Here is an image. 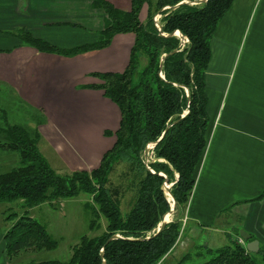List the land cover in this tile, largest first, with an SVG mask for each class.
<instances>
[{
	"label": "trees",
	"instance_id": "16d2710c",
	"mask_svg": "<svg viewBox=\"0 0 264 264\" xmlns=\"http://www.w3.org/2000/svg\"><path fill=\"white\" fill-rule=\"evenodd\" d=\"M180 1L91 0L94 8L104 12L103 28L97 41L71 48L58 47L24 27L9 32L22 44L67 57L105 48L117 34L131 33L134 37L127 66L120 72H93L91 75L101 83L87 85L102 89L120 112L118 127L104 130V135L114 136V143L97 167L60 174L38 148L42 137L38 129L10 123L0 126V147L17 151L20 158L17 166L0 173V203L22 200L25 208L4 233L9 259L25 249L49 250L57 246L29 208L81 193L91 196L93 203L87 204L91 210L89 228L97 233L82 235L67 260L27 264H102V248L106 264H161L173 250L183 228L180 215L188 205L206 146L205 72L211 56L210 41L233 2L207 0L173 8ZM157 14V22L167 35L156 26ZM175 30L182 32L188 42L179 46L180 37L169 35ZM175 48L178 50L167 55L160 67L163 55ZM153 142L152 157L146 164L143 152ZM165 180L173 182L171 193L179 215L154 235L171 206L163 189ZM127 194L130 202L123 214L122 200ZM113 234L121 237L106 243ZM198 248L212 254L202 264H258L254 254L264 264V249L251 253L239 242L215 249Z\"/></svg>",
	"mask_w": 264,
	"mask_h": 264
},
{
	"label": "crops",
	"instance_id": "0c3cea01",
	"mask_svg": "<svg viewBox=\"0 0 264 264\" xmlns=\"http://www.w3.org/2000/svg\"><path fill=\"white\" fill-rule=\"evenodd\" d=\"M103 25L104 12L91 0H0V83L45 112L42 139L72 170L97 167L114 143L104 130L118 127L119 109L102 89L87 85L101 83L93 72L127 66L134 37L117 34L105 48L67 57L22 44L9 32L24 27L71 48L97 41ZM210 51L206 146L183 213L185 228L165 259L178 249L185 255L240 238L245 247L258 240L264 249V0H233ZM186 228L191 238L183 241ZM2 244L0 253L4 235Z\"/></svg>",
	"mask_w": 264,
	"mask_h": 264
},
{
	"label": "rangeland",
	"instance_id": "374dc122",
	"mask_svg": "<svg viewBox=\"0 0 264 264\" xmlns=\"http://www.w3.org/2000/svg\"><path fill=\"white\" fill-rule=\"evenodd\" d=\"M143 16L144 12H142L141 19H144ZM155 18L159 19L160 15L157 14ZM45 118L46 114L41 108L32 107L22 101L11 88L0 83V126H4L6 123L22 124L30 129H38L40 131L39 123H43ZM38 148L48 163L58 173L65 174L72 170L62 162L55 150L42 137L39 140ZM151 157L152 152H149L148 159L150 160ZM19 159L17 151L0 147V173L17 166ZM112 177L116 178V176ZM169 189L171 191V186ZM129 202V195L127 194L122 200L121 209L123 214L127 211ZM92 203L91 196L81 193L75 197L57 199L51 203L45 202L29 208V213L46 226L48 232L57 241V246L49 250L25 249L12 255L10 259L7 257L5 250H2L0 253L2 255L0 256V264H27L30 261L52 259L67 260L71 255L72 247L82 235L92 236L97 233L89 228L91 210L87 204L92 205ZM24 210L22 200L0 203V248L3 249L2 239L4 233ZM178 215L179 212L175 210L169 216V219H174ZM180 216H182L183 223L182 235L185 228V222H183L184 214ZM188 231L189 229L186 228L183 234V241L186 238H191ZM176 251L178 252L177 254H171L161 264H176L184 256L180 249ZM187 252L188 256L182 260L181 264H202L212 257V254L206 252L203 248L194 247ZM253 257H255L258 264H262L259 255L254 254Z\"/></svg>",
	"mask_w": 264,
	"mask_h": 264
},
{
	"label": "water",
	"instance_id": "95a60500",
	"mask_svg": "<svg viewBox=\"0 0 264 264\" xmlns=\"http://www.w3.org/2000/svg\"><path fill=\"white\" fill-rule=\"evenodd\" d=\"M207 0H192V1H188V0H183V1H180L179 3H177L176 5H174L173 6V8H175V7H177V6H179V5H181V4H183V3H190V4H200V3H203V2H206ZM159 15V14H158ZM156 17V16H155ZM154 17V20L156 21V26L158 27V29L160 30V33L162 34V35H167V34H165L164 32H163V30H162V26H161V24H159L158 22H157V19ZM169 35H177L178 37H180V43H179V46H181L182 44H184V43H186V42H188V38L186 37V36H184L183 34H182V32H180L179 30H175V31H173L172 33H170ZM178 49L177 48H175L174 50H172L171 52H169V53H167V54H164L163 55V57L161 58V61H160V67L162 66V62H163V60H164V58L167 56V55H169V54H171V53H173V52H176ZM160 75L163 77V75L160 73ZM186 93H187V96L189 97V91H188V89H186ZM188 109L186 110V111H184V113L181 115V117H183V116H185L187 113H188ZM167 130V129H166ZM156 144V142H153V143H150V144H148L146 147H145V149H144V152H143V155H144V158H145V163L146 164H148L149 163V159H148V156H149V152H150V150L154 147V145ZM178 175L176 174V177H177ZM173 184V182H168L167 180H165L164 181V183H163V189H164V192H165V195L167 196V195H169L170 197H171V201H170V199L168 198V200L171 202V206H170V210L167 212V213H165L164 215H163V217H162V220L160 221V223L158 224V226H157V228H156V232L154 233V235L156 234V233H158L159 231H161L163 228H164V226L166 225V223H168V222H170L171 220L169 219V215H171L174 211H175V206H176V201H175V199H174V197H173V194L171 193V191H170V189H169V187L171 186ZM168 197V196H167ZM240 233H241V235H242V237L244 238V239H249L250 238V235L249 234H247V233H245V232H243V231H240ZM119 237H121V235H119V234H113V235H111L107 240H106V243L107 242H109L110 240H112V239H116V238H119ZM149 236H146L145 238H148ZM246 249L248 250V251H250V252H257L258 250H259V241L258 240H252V241H249V242H247V244H246ZM100 256H101V258H102V264H106L105 263V260H104V252H103V248L101 249V252H100Z\"/></svg>",
	"mask_w": 264,
	"mask_h": 264
},
{
	"label": "built area",
	"instance_id": "2783aa9c",
	"mask_svg": "<svg viewBox=\"0 0 264 264\" xmlns=\"http://www.w3.org/2000/svg\"><path fill=\"white\" fill-rule=\"evenodd\" d=\"M238 242L241 243V244H244V243H243V240H242L241 238L239 239Z\"/></svg>",
	"mask_w": 264,
	"mask_h": 264
},
{
	"label": "bare ground",
	"instance_id": "6f19581e",
	"mask_svg": "<svg viewBox=\"0 0 264 264\" xmlns=\"http://www.w3.org/2000/svg\"><path fill=\"white\" fill-rule=\"evenodd\" d=\"M167 196H168V198H169V199H170V201H171V197H170L169 195H167ZM169 216H170V215H169ZM169 216H168V217H169Z\"/></svg>",
	"mask_w": 264,
	"mask_h": 264
}]
</instances>
